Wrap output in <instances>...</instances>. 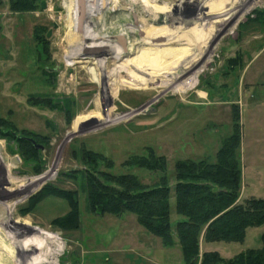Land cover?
<instances>
[{"label": "rangeland", "instance_id": "374dc122", "mask_svg": "<svg viewBox=\"0 0 264 264\" xmlns=\"http://www.w3.org/2000/svg\"><path fill=\"white\" fill-rule=\"evenodd\" d=\"M118 1L136 25L157 15L156 26L197 37L181 78L190 87L161 88L164 81L154 88L116 86L128 73L115 57L84 63L74 54L69 0H40L27 13L12 12L9 0H0V188L18 186L16 195L0 191V264H184L179 246H163L134 214L93 213L88 177L118 186L114 179L131 176L148 189L164 181L174 229L181 219L173 193L176 165L215 163L236 130L237 202L264 199V0H235L230 18L204 33L195 32L205 20L197 15L201 0ZM111 20L105 16L99 27L107 32L117 22ZM97 39L96 46L107 43ZM256 84L263 89L250 88ZM153 159L165 168H149ZM47 171L50 179L28 193V179ZM70 201L77 202L74 220L66 219ZM262 233L250 228L243 243L205 247L200 238V252L230 259L260 248Z\"/></svg>", "mask_w": 264, "mask_h": 264}, {"label": "trees", "instance_id": "16d2710c", "mask_svg": "<svg viewBox=\"0 0 264 264\" xmlns=\"http://www.w3.org/2000/svg\"><path fill=\"white\" fill-rule=\"evenodd\" d=\"M39 1L9 0V8L17 13L32 12L39 6ZM237 117L234 113V124ZM236 131L217 152L215 163L176 165L178 182L173 193L175 212L181 219L174 229L170 222L171 189L164 181L148 189L138 185L131 176L114 179L118 186L88 177L90 210L98 215L134 214L137 223L159 238L163 246L169 248L177 244L184 264H264V199L248 198L237 202L241 171L236 159L239 145ZM2 151L0 147V153ZM149 163L151 169L165 168L162 160L153 159ZM51 175L52 172L47 171L28 179V193L49 180ZM69 204L71 211L66 219L74 220L78 215L77 202L70 201ZM258 227L263 228L258 249L245 250L230 259L223 258L215 250L200 252V238L204 247L220 242L243 243L246 231Z\"/></svg>", "mask_w": 264, "mask_h": 264}, {"label": "bare ground", "instance_id": "6f19581e", "mask_svg": "<svg viewBox=\"0 0 264 264\" xmlns=\"http://www.w3.org/2000/svg\"><path fill=\"white\" fill-rule=\"evenodd\" d=\"M141 1L148 3L146 0ZM69 2L71 17L74 19L73 51L80 62H97L106 54L115 57L119 69L128 73V79H120L116 83V86L120 87L137 89L152 86L154 88L163 81L164 84L160 87L165 89L175 85L177 90L190 87V82L181 79L188 74L190 67L188 58L193 53L192 49L197 48L198 42L197 37L191 38L187 35L190 33L189 30L156 26L159 21L157 15L151 16L150 24L145 22L136 25V19L132 14L119 9L118 0H69ZM234 2L236 1L213 0L208 3V0H201L197 15L198 19L200 17L205 20H202V24L195 32L204 33L213 28V23L230 18L229 6ZM202 8L205 11H202ZM123 10L127 9L123 8ZM160 12V8L151 7V14L160 15ZM169 12L168 9V15ZM108 15L117 22H110L111 27L104 32L99 25ZM210 22L211 25L206 29L205 25ZM97 38L107 43L96 46ZM176 43L181 44L182 47H173L172 45Z\"/></svg>", "mask_w": 264, "mask_h": 264}, {"label": "crops", "instance_id": "0c3cea01", "mask_svg": "<svg viewBox=\"0 0 264 264\" xmlns=\"http://www.w3.org/2000/svg\"><path fill=\"white\" fill-rule=\"evenodd\" d=\"M247 68V67H246ZM246 68L244 69V72L246 73L247 71H246ZM246 75V74H245ZM250 88L252 89V88H254V89H263L262 88V86H260V85H250ZM242 98V97H241ZM242 105H243V103H242ZM17 189H18V186L16 185V184H14V189H13V184L8 188V189H1L0 188V191H6L7 193H11V195H16V191H17ZM10 195V196H11ZM8 199V198H7ZM13 206V204L11 203L10 205H9V208H11ZM4 207V200L3 199H0V209H2L3 211H4V209L5 208H3ZM0 241H2L1 239H0ZM141 244V243H140Z\"/></svg>", "mask_w": 264, "mask_h": 264}]
</instances>
